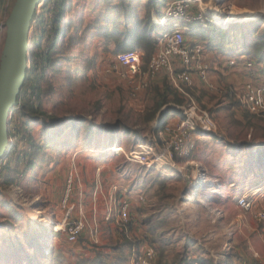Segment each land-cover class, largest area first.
<instances>
[{
  "label": "rangeland",
  "instance_id": "374dc122",
  "mask_svg": "<svg viewBox=\"0 0 264 264\" xmlns=\"http://www.w3.org/2000/svg\"><path fill=\"white\" fill-rule=\"evenodd\" d=\"M172 1L57 0L61 13L55 10L56 23L35 48L44 53L34 81L43 123L17 113L12 120L21 141L5 176L8 185L0 186V264H130L132 242L139 251L154 247L155 264H264V223L236 207L246 194L256 208L264 207V118L241 102L244 84L264 80V0H201L213 23L185 35L188 45L214 52L211 41L219 38L226 61L237 66L253 61L246 82L193 85L184 95L147 79L133 98L109 67L118 53L136 50L146 71L159 47L157 14ZM196 12L192 7L190 14ZM163 90L174 106L193 100L217 132L190 156L149 168L139 160L138 146L160 143L161 128L154 126ZM52 120L59 123L48 133L43 126ZM73 196L81 199L82 215L71 206ZM119 202L129 207L131 241L119 232ZM68 205L72 220L88 221L90 214L100 219L107 207L109 221L95 227L86 221L70 244L53 230H61Z\"/></svg>",
  "mask_w": 264,
  "mask_h": 264
},
{
  "label": "built area",
  "instance_id": "2783aa9c",
  "mask_svg": "<svg viewBox=\"0 0 264 264\" xmlns=\"http://www.w3.org/2000/svg\"><path fill=\"white\" fill-rule=\"evenodd\" d=\"M201 5V0H175L166 6L164 12L155 21V25L161 31V35L158 36L159 47L148 63L145 72L142 70L141 56L137 51L120 52L115 56L108 72L126 83L131 97L135 98L141 90L146 88L147 79H154L161 72H166L171 84L184 95L186 94L183 89L190 88L194 84L193 75L203 84L208 82L210 68L201 59L202 46H189L185 43L186 34L194 29L206 30L208 25L213 23V17L210 14H205ZM193 6L197 8V12L190 14ZM175 63L180 65V70L174 68ZM235 65V60L228 61L229 67ZM252 66L251 62L246 64L247 68ZM242 91L241 102L248 113L264 118V83L259 86L247 83ZM175 109L179 112L180 120L176 125H164L159 130L160 143L154 140L146 145L138 146L142 150L138 155H141L139 160H144L143 165H147L149 168L167 166L173 157L186 158L190 156L196 149V138L204 139L216 135V123L208 112L200 109L193 100L190 99L183 106H175ZM160 126L161 121L157 119L154 127L158 129ZM195 172L194 170L193 173L195 174ZM71 182L72 176L68 181V189ZM67 201L68 193L62 202L64 209ZM118 207L120 208L121 223L119 232L130 240L128 238V223L130 221L128 204L119 202ZM236 207L243 213L251 214L258 222L264 223V207L256 208L254 200L248 194L236 199ZM70 211L71 209L68 207L62 223L58 225L61 230L56 232V226H53V230L55 233L63 232L67 237V242L74 244L86 228V222L82 218L72 220ZM79 213L82 211L79 210ZM131 252L130 264H155L156 251L154 247L148 246L143 251H139L137 245L132 242Z\"/></svg>",
  "mask_w": 264,
  "mask_h": 264
},
{
  "label": "water",
  "instance_id": "95a60500",
  "mask_svg": "<svg viewBox=\"0 0 264 264\" xmlns=\"http://www.w3.org/2000/svg\"><path fill=\"white\" fill-rule=\"evenodd\" d=\"M1 9H7L6 14H0V186L3 183L6 188L5 176L21 141L18 127H12L14 114L43 123L37 103L40 90L34 81L44 53H35V48L44 37V29L56 23L54 13H61V5L57 0H0ZM46 10L54 18H49ZM51 32L56 35L55 29ZM58 123L52 120L43 129L50 133Z\"/></svg>",
  "mask_w": 264,
  "mask_h": 264
},
{
  "label": "crops",
  "instance_id": "0c3cea01",
  "mask_svg": "<svg viewBox=\"0 0 264 264\" xmlns=\"http://www.w3.org/2000/svg\"><path fill=\"white\" fill-rule=\"evenodd\" d=\"M158 16L159 15L157 14V17ZM196 31H203V30L194 29V30L191 31V33H193V32L195 33ZM219 41H220V39L219 38H216V40L213 41V42H211V44H210L211 47H213V45H214L213 48H214L215 52L213 50L205 51L203 53L202 57H201L202 61L209 66L210 71H209V74H208V82L206 84L201 83L197 79V77H195V75H193V81H194V84L193 85L195 87L197 86V89L199 88V85L200 84H202L205 87L211 89L212 86H215V84L224 83V82L226 84H229V85H233V86L238 87L240 85V83H242V82L244 83V82L247 81L248 78L249 79L251 78L249 76L250 75L249 70L246 69L247 67L244 68L243 66H237V63H236V65L234 67H229L228 66V61L231 60V59H228V61H226L225 56H224L225 52H223L222 46H221V44H219ZM185 43H186V41H185ZM186 45H188V44L186 43ZM242 58H244V57H241V59ZM174 68L176 70H180V65L178 63H175L174 64ZM214 77H216L217 80L214 79ZM236 78H238V79H236ZM252 78L254 80H260L259 78L257 79V76H255V75H253ZM152 81H153L152 82V85L153 86L154 85H156V87L157 86L158 87L161 86V87H159L160 90H162L163 83L164 82H166L167 85H172L171 82L169 84L167 82V81H170V80H169V76H168V74L166 72L159 73L155 77V79H153ZM262 82L264 83V80H262ZM263 83H261V84H263ZM148 91L150 92L149 89H148ZM177 91H178V89H177ZM169 108H171V107L170 106H168V107H165V106L164 107H161V109L158 110V113H160V114L158 115L157 119H160V121H161V123L163 125H176L179 122V120H180V115L178 113L174 112L173 110H169ZM200 140H202V139H197L196 138V140H195V142H196V148H197V144H198V142ZM79 180H80L79 177L78 176H75V182L76 183L74 184V187L77 186L78 189L81 188V185H80ZM77 192H79V190ZM78 194L81 195L80 192ZM93 194L95 195L96 194V191ZM76 195L77 194H74V196H76ZM74 196L71 197V201L73 202L71 204V206L74 207V208H76V209L79 207L78 210H81L82 211L81 199H75ZM68 207L70 208L69 205H68ZM90 209L93 211V213L96 212L95 211L96 210V206L93 204V202H92V206H91ZM109 211L110 210H108L107 207L105 209H103L101 211V213H102L103 216L100 219L97 218L95 214H92V215L90 214V217L89 216L87 217L88 221L86 220L88 223H90V225H88V227H95V225L97 226V223H101V226L102 225H106V222L109 221V219H108V217H109ZM80 214L82 215V213H80ZM80 214L78 213V215H80ZM97 219H98V221H97ZM87 222H86V224H87ZM145 237H146V235H145Z\"/></svg>",
  "mask_w": 264,
  "mask_h": 264
},
{
  "label": "trees",
  "instance_id": "16d2710c",
  "mask_svg": "<svg viewBox=\"0 0 264 264\" xmlns=\"http://www.w3.org/2000/svg\"><path fill=\"white\" fill-rule=\"evenodd\" d=\"M153 3V2H152ZM158 3V2H157ZM152 6H155V3H153L152 4ZM159 16H161V14H158ZM158 16V17H159ZM209 26V25H208ZM208 28V27H207ZM211 42H213V41H211ZM203 48V53L208 49V48H204V46L202 47ZM158 50V49H157ZM157 50H156V52H157ZM130 51V50H129ZM244 57V56H243ZM249 62H251L252 63V65L253 64H255L253 61H249ZM167 85V83L166 82H164L163 83V85ZM167 87H168V89H170V85H167ZM160 94H159V96H157V103H156V108H157V110H159V109H161V107H168V106H170L171 108H169V110H173L174 112H176V113H178L179 114V112H177L176 111V109H175V106L172 104V103H170L169 101H168V92H166V91H164L163 90V92H159ZM172 100L174 101V99L172 98ZM168 110V111H169ZM164 125L161 123V126H160V128H162ZM131 246H132V243H131Z\"/></svg>",
  "mask_w": 264,
  "mask_h": 264
},
{
  "label": "bare ground",
  "instance_id": "6f19581e",
  "mask_svg": "<svg viewBox=\"0 0 264 264\" xmlns=\"http://www.w3.org/2000/svg\"><path fill=\"white\" fill-rule=\"evenodd\" d=\"M195 176H196V175H195ZM197 176H198V175H197ZM52 223H53V222H52ZM52 223H51V224H52ZM51 224H50V225H51ZM50 225H49V226H50Z\"/></svg>",
  "mask_w": 264,
  "mask_h": 264
}]
</instances>
